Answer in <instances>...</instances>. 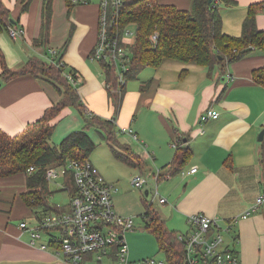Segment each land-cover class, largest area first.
<instances>
[{
  "label": "crops",
  "instance_id": "crops-1",
  "mask_svg": "<svg viewBox=\"0 0 264 264\" xmlns=\"http://www.w3.org/2000/svg\"><path fill=\"white\" fill-rule=\"evenodd\" d=\"M1 1L11 20L0 32V50L10 69H21L34 55L62 49L70 37L62 60L80 76L77 89L87 114L111 119L118 135L127 136L122 143L130 147L140 175L147 178V193L156 170L170 174L168 179H159L160 194L167 201L153 207L165 225H178L183 228L178 232L186 233L188 216L195 212L222 224L236 218L226 234V245L236 250L241 264H264V203L241 217L264 194V134L258 138L264 130V86L255 83L251 74L264 65V50L216 66L211 73L204 65L165 58L158 67L147 66L140 76L126 82L116 110L99 63L89 58L97 40L100 0L77 4L70 15L65 0H53L49 38L40 45L34 39L40 33L43 0H30L26 10H22V0ZM158 1L179 8L192 6V0ZM236 1L234 6H220L222 31L231 35L241 33L250 4H264V0ZM256 23L264 29L263 13H257ZM14 27L22 28L21 35H11ZM182 70L187 72L180 75ZM148 79H152L150 86L141 90ZM0 82V130L9 135L23 132L61 97L53 82L30 74L0 78ZM209 107L218 116L201 120ZM71 110L64 107L51 123ZM122 127L132 132H120ZM173 143L192 150L179 172H172L177 148ZM193 166L196 171L189 172ZM25 189L24 173L0 176V264H69L63 255L30 244L29 231L20 227L21 221L35 222L34 212L21 195Z\"/></svg>",
  "mask_w": 264,
  "mask_h": 264
},
{
  "label": "trees",
  "instance_id": "trees-1",
  "mask_svg": "<svg viewBox=\"0 0 264 264\" xmlns=\"http://www.w3.org/2000/svg\"><path fill=\"white\" fill-rule=\"evenodd\" d=\"M89 1L65 0L67 14H71L75 5ZM29 2L30 0H22V10L28 8ZM221 4L230 7L236 5L237 1L192 0L191 8L186 9L174 4L160 3L158 0H123V6L109 30L110 33L118 31L121 35L130 24L136 28L135 38L129 45L131 55L128 69L124 73L125 82L120 83L114 65L104 60L98 61L105 76L109 98L115 109L120 106L126 82L138 77L147 66L158 67L165 58L204 65L211 73L216 66L223 67L224 64L240 60L254 50H264V29L259 28L256 23L258 10L264 8V4L256 2L248 6L239 35L222 31V13L219 7ZM52 11L53 0H43L40 33L34 39L36 45L48 41ZM8 12L0 0V32L11 24ZM112 18L113 15L108 12V20L111 21ZM154 34L155 38L152 37ZM69 38L63 48L57 49L56 53L51 54L48 51L46 56L34 55L19 70H12L7 66L5 56L0 50L1 79L9 80L30 74L53 82L61 95L60 99L48 107L41 117L29 123L23 132L9 135L0 130V176L25 174L26 189L21 195L33 212L38 210L62 212L66 209L64 203L59 204L50 200L55 191L61 187L53 189L52 182L46 177V169L52 165H65L69 160L90 159L89 153L96 146L85 128L71 131L59 143L50 142L56 124L51 123V120L64 107L76 109L84 117L86 128L98 129L117 159L136 165L130 147L119 142V132L117 133L113 121L87 114L77 89L81 82L80 76L73 68H67L62 60V52ZM51 57L54 62L50 60ZM186 72L182 70L180 75ZM68 73L76 80L75 83L70 80ZM251 74L255 83L264 86V65L254 68ZM151 81L152 79L144 81L140 89L146 90ZM119 146H123L125 150L118 148ZM191 155L190 147L177 146L172 172L183 169ZM31 166H34L35 170L28 173L27 169ZM62 182L66 185L63 189H67L69 194L75 193L76 188L71 174H67ZM143 217L146 227L155 234L159 249L171 264H185V250L182 241L178 238L179 232L168 229L151 203H147Z\"/></svg>",
  "mask_w": 264,
  "mask_h": 264
},
{
  "label": "built area",
  "instance_id": "built-area-1",
  "mask_svg": "<svg viewBox=\"0 0 264 264\" xmlns=\"http://www.w3.org/2000/svg\"><path fill=\"white\" fill-rule=\"evenodd\" d=\"M99 6L97 40L89 58L104 60L114 65L118 79L123 84L131 55V40L128 38L131 31L128 26L121 35L118 31L110 33L109 30L123 6V0H100ZM108 12L113 15L111 21L108 20ZM22 31L21 27H14L10 33L16 37L21 35ZM152 37L155 38L156 35ZM56 51L50 49L49 52L54 54ZM50 60L53 61V58ZM68 77L72 82H76L70 73ZM217 116V110L209 107L201 114V120ZM120 132L131 133L132 129L122 127ZM173 145L178 146L175 143ZM196 169L197 167L193 166L189 172ZM34 170V166H31L27 172L32 173ZM67 174L72 175L76 190L73 194L68 193L69 199L63 205L66 209L62 212L39 210L33 213V224L26 220L20 222V227L30 233V244L51 249L56 254L62 253L64 260L69 264H106L105 261L109 264H171L166 257L137 260L129 258L125 233L134 229L133 216L116 211L112 199L116 187L104 179L90 159L69 160L65 165H52L46 169L47 179L54 184H59L60 179L61 188H66L62 180ZM169 175L162 174L159 169L153 173L154 184L151 192L153 198H157L161 203L166 202L167 198L160 194L158 181L160 178L168 179ZM147 181V178L141 175L131 179L132 185L137 187H142ZM262 203L264 194H260L241 217L256 211ZM235 220L236 218H233L222 224L217 218L203 212L190 214V229L186 233H178L185 250V264H241L238 253L225 243V235L232 231ZM113 260L114 262H111Z\"/></svg>",
  "mask_w": 264,
  "mask_h": 264
},
{
  "label": "rangeland",
  "instance_id": "rangeland-1",
  "mask_svg": "<svg viewBox=\"0 0 264 264\" xmlns=\"http://www.w3.org/2000/svg\"><path fill=\"white\" fill-rule=\"evenodd\" d=\"M220 6H222V4L219 5V7ZM258 12L264 14V8H260ZM128 29L131 31L128 38L130 40H134L136 34L135 26L130 24L128 25ZM98 61L99 60H94L93 62L98 66ZM150 68L151 67H149V69ZM71 109V113L63 115L55 122L56 124L50 138V142L59 143L63 137L71 131L85 128L96 143L95 148L89 153V158L94 161L105 178L116 187V190L112 193V199L116 211L123 215L133 216L134 229L128 230L125 233L129 258L131 260L146 257L164 258L165 254L159 249V244L155 234L152 233L151 229L146 227V222L143 217L147 208V203L151 202L152 208H157L159 202L157 198H153L151 190L147 194L145 193V189L146 187H150L149 185L147 186L144 184L142 187H137L131 183L132 177L137 176V174L140 175L139 168L137 165H131L117 159L113 155L110 145L107 143L105 138L100 135L98 129L95 127L86 128L84 117L76 109ZM126 137L127 136L124 134L118 135L119 142L123 144ZM118 148H121L123 151L125 150L123 146H119ZM128 154L130 153L128 152ZM159 182L160 180L158 181V188L159 192H161L162 189H160ZM51 184L53 189H55L61 187L60 185L62 183L59 179V184H54L53 182ZM152 188L153 186H151V189ZM68 199V191L63 188L55 191V193L50 197L51 201L59 204L66 203ZM167 225L168 229L171 231H179V229H183L178 225L172 226L169 223ZM60 254L63 255L62 253ZM105 262L106 264H109L108 261ZM111 262H114V260Z\"/></svg>",
  "mask_w": 264,
  "mask_h": 264
},
{
  "label": "water",
  "instance_id": "water-1",
  "mask_svg": "<svg viewBox=\"0 0 264 264\" xmlns=\"http://www.w3.org/2000/svg\"><path fill=\"white\" fill-rule=\"evenodd\" d=\"M209 1H212V0H209ZM0 84H1V82H0ZM263 134H264V130H261L260 133H259V135H258L259 140L262 139ZM145 193L147 194V191L146 190H145Z\"/></svg>",
  "mask_w": 264,
  "mask_h": 264
}]
</instances>
